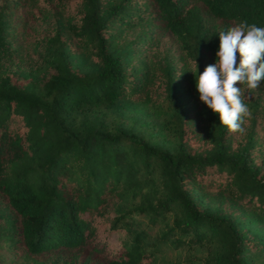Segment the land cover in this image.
Returning a JSON list of instances; mask_svg holds the SVG:
<instances>
[{"label":"trees","instance_id":"1","mask_svg":"<svg viewBox=\"0 0 264 264\" xmlns=\"http://www.w3.org/2000/svg\"><path fill=\"white\" fill-rule=\"evenodd\" d=\"M242 21L264 0H0V264H264V81L231 133L190 72Z\"/></svg>","mask_w":264,"mask_h":264},{"label":"clouds","instance_id":"2","mask_svg":"<svg viewBox=\"0 0 264 264\" xmlns=\"http://www.w3.org/2000/svg\"><path fill=\"white\" fill-rule=\"evenodd\" d=\"M218 35L216 62L196 75L197 62L191 61L190 72L196 76L200 101L219 115L220 124L231 133H243L245 118L251 115L247 92L264 81V28L242 21Z\"/></svg>","mask_w":264,"mask_h":264},{"label":"rangeland","instance_id":"3","mask_svg":"<svg viewBox=\"0 0 264 264\" xmlns=\"http://www.w3.org/2000/svg\"><path fill=\"white\" fill-rule=\"evenodd\" d=\"M167 43H168V41H166ZM169 44V43H168ZM112 242L111 243H109L108 244V248L106 249L107 250V252L110 254V255H114L116 252H118L117 251V249H119V239H118V237H117V235H112ZM3 247H6V246H4L3 245ZM3 247H0V253L2 252V251H4L5 252V249L3 248ZM16 252H17V254L19 255V257L20 258H22L23 259V253L20 251V247H18L17 249H16ZM2 257H1V264H3V262H2ZM26 261V260H25ZM6 264H8V262H6Z\"/></svg>","mask_w":264,"mask_h":264}]
</instances>
